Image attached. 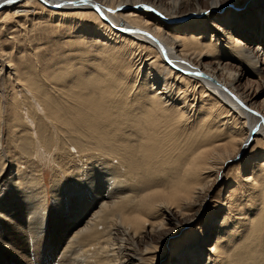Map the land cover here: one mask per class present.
<instances>
[{
    "label": "bare ground",
    "instance_id": "1",
    "mask_svg": "<svg viewBox=\"0 0 264 264\" xmlns=\"http://www.w3.org/2000/svg\"><path fill=\"white\" fill-rule=\"evenodd\" d=\"M203 10L173 30L157 16ZM42 24L58 35L50 49L31 38ZM13 30L25 43L1 68L0 200L19 205L0 251L29 264H161L171 247L169 264H264V153L243 170L250 143L264 152V106L239 87L247 76L264 90V0H0V34ZM240 156L215 233L221 188L201 212Z\"/></svg>",
    "mask_w": 264,
    "mask_h": 264
},
{
    "label": "rangeland",
    "instance_id": "2",
    "mask_svg": "<svg viewBox=\"0 0 264 264\" xmlns=\"http://www.w3.org/2000/svg\"><path fill=\"white\" fill-rule=\"evenodd\" d=\"M153 11H150V14H152V15L157 14V13H154ZM203 11L201 12V16H197L196 13L195 14L188 13V14L181 15V16H174L173 18H169V20H167L166 18H164L162 15H157V16L160 17L161 21L163 22V26L165 28H167L169 30H173L178 25L180 26L184 22L187 23L190 20H192L193 18L196 19V20H198V21H200V22H202V20H203L202 18H204V14L206 15V10H203ZM227 11H231L230 10V7L226 8V11L225 12H227ZM38 14H39V12H38ZM58 24L59 23L54 22V21H51V20H49L47 22V25L49 27H53L55 29H58L60 27ZM47 25H43L44 27L42 26L41 27L42 28L41 30L39 29V31H36V33L33 34L34 36L31 37V38L36 39L37 45L39 47L40 46H42V47H45L46 46L47 48L50 49L51 48L50 47L51 40L55 36L58 37V35L55 34V33L54 34L53 33L49 34L48 32L44 31V30H46V26ZM11 34H14V35L11 36ZM11 34H9L10 36H8L6 34H0V40L2 39L0 42L3 44V48H6L5 49L6 50V53L0 54V71H1L0 72V78L2 77L0 79V85H1L2 88L4 87V80H5V77L7 76L6 74L8 73V70H4V71L1 70V68L6 63L5 62V58H6L5 56H6V54H8L9 55V58L12 59V63L11 64H15V59L18 56H21V54L23 52V49H24L23 46H24V43H25L24 41L25 40L22 37L23 34H18V31L17 30H13ZM76 36H77V34H76ZM88 37H90V36L88 35ZM63 40H65V38H63ZM262 53H263V51H261V54H260L261 56H262ZM147 58L149 59L150 57H147ZM147 58L142 57L141 59H139V57H137L135 59V61H134V66L137 69L140 68L143 71H149L150 74H152V77H154V78H155V76L162 78V76L164 75V73L157 68V65L156 64L155 65H152V63H151L152 60H150V59L147 60ZM261 59L262 58H260V60ZM145 60H147V61H145ZM159 74H160V76H159ZM163 77H166V75H164ZM140 78H141V76L138 77V80ZM168 83H169V86H167L168 84H166V86H167L166 88L168 90H170V93L173 94V95H175V94L178 95L177 93L180 94V92L184 89L183 86H181L180 84L176 83L175 80H172L171 81V79H169V82ZM239 85H240L239 86L240 88L246 90L247 93H249L253 97L252 100L255 103V105H257L258 108H259V106H264V90H262V87L260 86V84L258 82L255 81V79L247 78V76H245L242 80L239 81ZM169 87H171V88H169ZM174 87H175V89H174ZM177 89H181V90L179 92H175V91H177ZM190 90L191 89H189V91ZM4 98H5V96H4ZM188 99L189 100H187V101H192L193 100V98L191 97V94H189ZM179 106H181V105H179ZM193 106L195 107L196 106V103L195 104L193 103ZM249 145H251V146L248 147V149L246 151V154L244 155V159L246 157L248 159L246 160L245 165L243 166V170L244 169H247V171L250 170L251 164H253L254 162H257L256 160H258V158H260V156H262V154L264 153L262 151V146L261 145H258V143H250ZM244 159H243V157L240 156L239 159H236L235 161L230 162L229 165H228V167H227V169H225V172H223V174H224L223 177L221 179L217 180V182L215 183V185H212V188L210 189V191L208 193V198H207V201L204 204V208L202 209V212H201V216L200 217H204V215L207 214V212H209L210 207L215 206V204H213L211 202L213 200H215L214 197H216L219 189L221 188V191H220L221 193L217 197L218 198V202H217V204L215 206L217 209L216 210H213V211H215V214L219 211V213H217V216L215 218V224L216 225H215V227H213L214 230H215V233L218 232L220 223L223 222V218H224V216L226 214V211L225 210H219V208H223L222 207V203H224V200L226 199V197L228 195V192H229V189H230V186L227 185L228 183H227V175L226 174L231 173L234 170V168H237L236 166L238 164H240L241 161L244 160ZM43 175H44V179H45L44 182H45V187H46V193L48 195L47 205L50 207L51 204L53 203V199L55 200V198L57 196V195H55L54 198L51 197V190H50L51 186L50 185H52L51 184V181L54 178V173H53V170H52V166L51 165L44 164ZM3 176L4 177H2L0 179V182H2L5 179V177L7 176V170L5 171V173H4ZM10 202H11V200H8V198L7 199H4V194H3V198L1 197V200H0V206H1L0 209L2 211V213H0V224L4 225V227H2L3 229L0 226V234H1L0 235V237H1L0 238V243H2V244L3 243L6 244V242L4 241L5 238H6V235L2 231L3 230H7L5 228L6 227H9V228H11V232H12V228L15 226L14 223H13L14 222L13 220H15L16 218H18L17 212L14 211L15 212V214H14L12 212V208H14L15 206H17L19 204H15V203L7 204V203H10ZM12 204H15V205L13 207H11ZM5 218H7V219H5ZM199 224H200L199 219L196 220V221H194L193 223H191L188 234H190L192 231H196L197 228L200 227V226H198ZM200 231H204V229L203 230L201 229ZM41 234H44V232H42ZM183 239H184V237H181L179 239V241L177 242V245ZM213 241H215L214 238L211 241V243H213ZM170 249H171V247H169V250H168V247H167V249H166L167 253H165L164 254L165 257L163 259H161V264H165V263L166 264H169L170 263L169 259H170L171 255L172 254L175 255L174 253H176V252L174 250H172V249L170 250ZM169 251H173V252L168 253ZM155 255H160V253H156ZM155 255H153V256H155ZM21 262H22V260L14 257L13 255H9V254H7V253H5L3 251H0V264H21ZM22 264H29V263H26V262L23 261Z\"/></svg>",
    "mask_w": 264,
    "mask_h": 264
},
{
    "label": "snow or ice",
    "instance_id": "3",
    "mask_svg": "<svg viewBox=\"0 0 264 264\" xmlns=\"http://www.w3.org/2000/svg\"><path fill=\"white\" fill-rule=\"evenodd\" d=\"M5 2L6 3H11L12 2V0H5ZM57 6H59V5H57ZM97 10H99V9H97ZM249 111H251V109H249ZM257 115H259L258 113H257ZM217 147H218V145H217ZM248 147V145L247 144H245V148H247ZM73 151H75V149H73ZM209 151H211V149H209V148H204L203 150H202V152H209ZM202 153H198L197 155L199 156V155H201ZM195 159V158H194ZM237 159H239V157H237ZM112 164H119V160H115V161H112ZM109 166H111V165H109ZM191 167V165H189V168ZM154 194H156V193H146L145 194V196L146 197H148V196H152V195H154Z\"/></svg>",
    "mask_w": 264,
    "mask_h": 264
}]
</instances>
